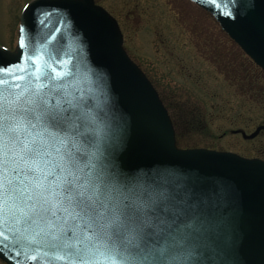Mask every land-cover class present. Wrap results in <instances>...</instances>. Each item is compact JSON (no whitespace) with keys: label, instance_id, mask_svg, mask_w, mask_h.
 <instances>
[{"label":"water","instance_id":"1","mask_svg":"<svg viewBox=\"0 0 264 264\" xmlns=\"http://www.w3.org/2000/svg\"><path fill=\"white\" fill-rule=\"evenodd\" d=\"M192 1L264 70V0ZM122 42L95 0H34L0 47V258L264 264V161L178 149Z\"/></svg>","mask_w":264,"mask_h":264},{"label":"rangeland","instance_id":"2","mask_svg":"<svg viewBox=\"0 0 264 264\" xmlns=\"http://www.w3.org/2000/svg\"><path fill=\"white\" fill-rule=\"evenodd\" d=\"M0 0V45L14 49L25 2ZM119 21L124 46L170 114L185 115L179 148H208L264 159V72L215 20L187 0H96ZM208 50L218 61L212 63ZM0 264H4L0 261Z\"/></svg>","mask_w":264,"mask_h":264},{"label":"trees","instance_id":"3","mask_svg":"<svg viewBox=\"0 0 264 264\" xmlns=\"http://www.w3.org/2000/svg\"><path fill=\"white\" fill-rule=\"evenodd\" d=\"M208 52H209L208 58L212 61V63L214 61H215L214 63H216L218 61V59H217V57L213 56L212 50H210V51L208 50ZM262 94L264 95V92H262ZM175 110H176L175 113L172 114V119H173V121L175 123L176 129L178 131L182 132L181 128L184 127V124L186 122L185 115L183 113L179 112L178 109H175Z\"/></svg>","mask_w":264,"mask_h":264}]
</instances>
